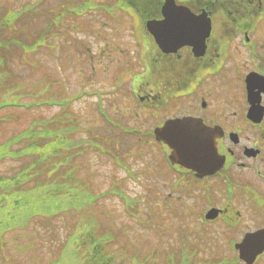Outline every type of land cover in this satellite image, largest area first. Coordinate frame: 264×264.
Masks as SVG:
<instances>
[{"label": "rangeland", "instance_id": "1", "mask_svg": "<svg viewBox=\"0 0 264 264\" xmlns=\"http://www.w3.org/2000/svg\"><path fill=\"white\" fill-rule=\"evenodd\" d=\"M59 1L0 0V41L8 37L17 44L0 52V105H29L0 106V144L31 125L40 130L46 127L78 143L82 154H76L75 148L64 149L61 157L72 155L69 167L75 168L76 179L100 198L77 215H64L48 224L34 220L24 229L7 232L6 248L0 244V254L5 250L0 264H57L69 233L87 223L96 235L111 236L108 250L116 264H167L169 257L178 261L183 255L189 257L190 264H233L231 231L218 224L207 229L201 227L197 220L199 215L203 216L201 209L187 196L186 178H179L168 169L162 157L165 152L153 144L141 143L136 136L122 137L117 130L114 134L100 124L103 120L96 115L99 99L114 102L107 107L116 118L120 115L113 109L125 114L130 108L124 100L126 92L124 96L121 92L112 94L116 87L129 89L128 83L122 82L126 75L122 73L120 56H112L114 51L109 46L105 60L114 64L105 68L100 61L106 42H119L112 34L105 39L106 33L113 29L102 26L104 14L88 10L79 18L67 15L64 27L60 28L63 33L49 41L55 48L38 46L42 37L34 39L33 27L35 34L41 31L39 27L48 22L43 10L48 6L56 11ZM68 1L73 4L74 0ZM32 5L42 24L33 16L24 15L25 9ZM16 12L23 19L17 20L20 26H12L8 33L3 30L7 28L3 22ZM78 26L85 31L78 33ZM95 27H101L102 33L97 40L91 32ZM117 34L114 30V36ZM91 53L95 54L96 70ZM4 83L8 87H3ZM63 99L65 106L61 103ZM32 102L39 105L32 106ZM97 133L115 136L118 142L109 138L98 141ZM17 164V160L6 158L0 162V173L14 172ZM258 264H264V257Z\"/></svg>", "mask_w": 264, "mask_h": 264}, {"label": "flooded vegetation", "instance_id": "2", "mask_svg": "<svg viewBox=\"0 0 264 264\" xmlns=\"http://www.w3.org/2000/svg\"><path fill=\"white\" fill-rule=\"evenodd\" d=\"M165 1L103 0L95 12L113 29L105 39L119 42H106L100 61L114 64L105 58L109 46L120 56L129 89L118 88L130 108L119 124L142 131L141 143L167 150L154 131L175 118L208 130L202 135L215 141L216 156L199 165L202 171L189 168L188 197L204 214L218 209L207 222L227 225L235 240L264 228V2L175 0L189 9V33L165 32L159 42L146 23L164 18ZM100 28L91 30L96 40Z\"/></svg>", "mask_w": 264, "mask_h": 264}, {"label": "trees", "instance_id": "3", "mask_svg": "<svg viewBox=\"0 0 264 264\" xmlns=\"http://www.w3.org/2000/svg\"><path fill=\"white\" fill-rule=\"evenodd\" d=\"M23 13L36 19L39 17L38 13H34L33 5ZM13 14L15 15L7 16L3 22L7 28L12 24L20 26L16 21L23 17L20 18L19 12ZM7 28L3 30L9 33ZM41 37L43 38V34ZM5 40L0 41V52L17 47L14 39L6 37ZM3 87L8 85L4 83ZM30 104L39 105L34 102ZM0 106L29 107L23 103H5ZM62 106L65 104L62 103ZM34 127L31 125L28 130L0 144V162L8 157L18 161L14 172L0 173L1 236L16 228L24 229L34 220L48 224L64 215H77L79 210L95 204L100 198V195L90 192L76 179L75 168L69 167L72 155L67 153L65 157H61L64 149L75 148L76 154H82L80 145L72 143L63 135L54 134L46 127L42 130ZM95 135L98 141L105 136L101 133ZM111 241L108 233L96 235L90 223L75 229L63 244L64 254L69 258L66 264H116L112 252L108 250ZM169 259L167 264H190L189 257L185 255L178 261L174 257Z\"/></svg>", "mask_w": 264, "mask_h": 264}, {"label": "water", "instance_id": "4", "mask_svg": "<svg viewBox=\"0 0 264 264\" xmlns=\"http://www.w3.org/2000/svg\"><path fill=\"white\" fill-rule=\"evenodd\" d=\"M177 9L178 8L168 5L165 11L169 14H176L178 13ZM149 26L152 28L153 24H149ZM190 125L189 119L171 120L167 122L163 128L158 129L157 134L158 136H163L173 148V153L170 157L172 162L180 163L187 167H189V165L198 167L206 157H211L213 152L209 143L198 141L195 138L192 140L189 139ZM177 132L179 135L174 134ZM207 216L210 217V213ZM263 243V236L252 234L247 236L243 243L238 244L237 247L240 248L241 256L251 264L254 260L256 251Z\"/></svg>", "mask_w": 264, "mask_h": 264}, {"label": "snow or ice", "instance_id": "5", "mask_svg": "<svg viewBox=\"0 0 264 264\" xmlns=\"http://www.w3.org/2000/svg\"><path fill=\"white\" fill-rule=\"evenodd\" d=\"M174 134H176V135H179V133L177 132V133H174Z\"/></svg>", "mask_w": 264, "mask_h": 264}]
</instances>
